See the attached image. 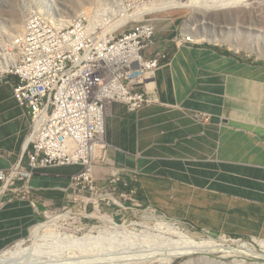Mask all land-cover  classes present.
I'll list each match as a JSON object with an SVG mask.
<instances>
[{
  "label": "crops",
  "instance_id": "0c3cea01",
  "mask_svg": "<svg viewBox=\"0 0 264 264\" xmlns=\"http://www.w3.org/2000/svg\"><path fill=\"white\" fill-rule=\"evenodd\" d=\"M171 52L155 74L152 103L134 111L111 106L106 165L94 177L109 178L110 166L127 169L137 175L139 198L158 211L199 228L264 238V71L209 44ZM14 81L0 79L3 171L29 142L31 120L13 97ZM78 171L76 165L37 170L30 198L0 193V253L26 241L42 212L64 205V189Z\"/></svg>",
  "mask_w": 264,
  "mask_h": 264
},
{
  "label": "built area",
  "instance_id": "2783aa9c",
  "mask_svg": "<svg viewBox=\"0 0 264 264\" xmlns=\"http://www.w3.org/2000/svg\"><path fill=\"white\" fill-rule=\"evenodd\" d=\"M153 14L109 33L99 32L87 15L65 27L48 17L42 25L28 18L1 46L0 79L15 78L13 97L31 120L25 154L0 170L5 187L27 184L39 169L76 165L79 171L65 189L69 203L76 202V192L96 194L108 185L135 201L137 175L110 166L111 176L100 182L94 170L106 165L111 106L120 103L134 111L152 103L155 74L172 58L170 41L158 37ZM193 43L189 34L180 33L175 47Z\"/></svg>",
  "mask_w": 264,
  "mask_h": 264
},
{
  "label": "rangeland",
  "instance_id": "374dc122",
  "mask_svg": "<svg viewBox=\"0 0 264 264\" xmlns=\"http://www.w3.org/2000/svg\"><path fill=\"white\" fill-rule=\"evenodd\" d=\"M166 1L170 0H53V4L49 0H0V48L21 31L26 19L31 18L42 25L45 17L49 16L47 13H53L56 10V15L61 14L70 19L75 13V17L77 15L90 16L93 22L99 24L98 31L100 32L103 29L104 33H109V26L118 20L129 19L125 23L129 26L144 14L154 13L153 17L158 37L167 38L170 41L171 49H176L175 43L178 41L180 33H186L190 23L195 20H202L200 15H203L204 22L193 30L195 35L202 34L203 38H201L202 40L196 39L197 41L195 40L193 44H209L217 47L224 51L226 55L238 58L240 62L252 66L260 72L264 71L263 0H247L249 3L242 7L217 11L208 10L205 14L193 12L191 8L186 6L148 11L150 5ZM178 1L187 2L188 0ZM192 1L208 5L212 3L213 5L218 0ZM143 10L144 14L137 17V13ZM209 39H212L213 42ZM30 180L25 185H17L16 187L9 185L8 188L0 182V193L6 194L13 188L16 189V193L21 192L23 197L30 198ZM113 189L112 185H108L96 194H92L90 191L85 193L76 192V202L71 203L68 202L69 198L65 191L66 201L64 205L57 209L45 210L34 224L45 222H47L45 224H61L67 229L59 227L55 228L56 231L63 232L67 230L68 233L75 231L78 239L59 236L55 238L54 233L52 234L54 238H48L45 241L48 245H44L45 247L41 245L44 248H40V251L42 253L47 251L50 254L55 252V255L61 257L71 255L92 257L96 260L94 264H123L125 261L120 262L115 258H104L119 257L125 254L135 255L147 250L145 253H154L158 258H162L165 255L166 248L170 246V239H176L157 224L160 220H165V222L169 221L177 225L183 232L192 235L196 239L214 238L219 243L229 247L233 246V240H236L235 242H238V240L247 242L261 255L253 256L237 253L230 256L223 253H211L205 256L203 253L197 252L175 258L172 263H164L161 260H146L135 264H264V251H261L257 246V240L264 238L236 237L210 229L199 228L195 223L188 220L175 219L158 211L143 202L139 198L138 192L133 197L135 201H132L129 198L121 197L120 191L117 192ZM112 197L116 198L117 202L120 201L121 206L113 205ZM65 206L72 208L70 213L74 217L54 220L53 217L56 215L66 213L62 210ZM150 212L154 213L158 220L148 218ZM100 216L110 217L115 224L105 221ZM52 232L55 231L52 230ZM87 233L90 234V237L79 239ZM24 239H26V241L24 240L25 245L33 243L32 234ZM127 261L131 260L127 259Z\"/></svg>",
  "mask_w": 264,
  "mask_h": 264
},
{
  "label": "bare ground",
  "instance_id": "6f19581e",
  "mask_svg": "<svg viewBox=\"0 0 264 264\" xmlns=\"http://www.w3.org/2000/svg\"><path fill=\"white\" fill-rule=\"evenodd\" d=\"M49 1L52 2L53 4V0H49ZM200 3L196 1H192V0H188L187 2H182L178 0H170L166 2H156L155 4H152L149 6L150 8L148 9V11H158V10H165L168 8H172V7L186 6V7L191 8L193 12H197V13L201 12L202 14L203 13L205 14L206 11L208 10L217 11V10L228 9V8H236L239 6L242 7L249 2H247V0H218L213 5L212 3L211 5L200 4ZM55 12L56 10L53 13L48 12L47 14L49 16H46V17L53 19V21L55 20L54 23H56L57 26L59 27H65L69 25L76 18L75 17L76 13L75 15H73L74 19L73 17H71L72 19H70L67 16H62L61 14L56 15ZM143 14H144V10L138 12L136 16L141 17ZM200 16L202 20L193 21L187 27L188 28L186 29L187 32L184 31L187 34H189L194 40L198 38L202 40L201 38H203L202 34L195 35V32H193L195 27L201 25L204 22L203 20L204 16L203 15H200ZM128 20L129 19H122V20L116 21L114 24L109 26L108 31L111 32L115 30L117 27L123 26ZM209 41L213 42L212 39H209ZM64 217H74V216L70 212H66V213L56 215L55 217H53V219L55 220V219L64 218ZM100 218L112 224H115V222L110 217L107 218L106 216H100ZM148 218L158 220L154 213H151L148 216ZM45 223L35 224L30 229L33 235V239H32L33 243L31 245H25V242L23 240L15 244L13 247L1 252L0 253V264H94L95 263L96 260L92 257L76 256V255L61 257L58 255H55V252L52 253L53 255L48 253L47 251L42 253V251H40V248H44L45 247L44 245H48V243L45 241L48 240V238L53 239L54 235L56 236L55 238L59 236V237H69V238L78 239L75 231L73 233H68L67 230L63 232L59 230L56 231L55 228L64 227L61 224H45ZM157 224L162 226V229H164L165 232L170 234V236H173L176 238V239H173V238L170 239L171 241L170 246L166 248L165 255L162 258H158L156 255H154V253H145L148 251L147 250L145 252L135 254V255L125 254L124 256H119V257L115 256V257H109V258H104V259H112V258L114 259L115 258L117 260H120V262L125 261L124 263L122 262L123 264H126V263L135 264L137 262H144L146 260H151V261L161 260V261H164V263L165 262L172 263L175 258L192 255L197 252L203 253L205 256L211 253H223V254L230 255V256H233V254H237V253L238 254H249L253 256L261 255L260 253L256 252V249L253 246H250L247 242H244L241 240H238V242H235L236 240H233L234 242L233 246L229 247L227 245H223L219 243L218 240L214 238L196 239L192 235H188L187 233L183 232L181 228H179L177 225L173 223H170L169 221L165 222V220H160L159 222H157ZM64 229H67V228L64 227ZM52 230L55 232H52ZM88 237H90L89 233L85 234L83 237H80L79 239H84ZM43 242L45 243L42 244ZM41 245H43L44 247L43 246L41 247ZM257 246L261 249V251H264V239L257 240ZM127 259H130L131 261H127Z\"/></svg>",
  "mask_w": 264,
  "mask_h": 264
},
{
  "label": "trees",
  "instance_id": "16d2710c",
  "mask_svg": "<svg viewBox=\"0 0 264 264\" xmlns=\"http://www.w3.org/2000/svg\"><path fill=\"white\" fill-rule=\"evenodd\" d=\"M94 172H95V170H94Z\"/></svg>",
  "mask_w": 264,
  "mask_h": 264
}]
</instances>
